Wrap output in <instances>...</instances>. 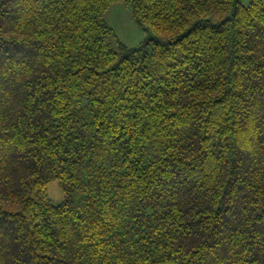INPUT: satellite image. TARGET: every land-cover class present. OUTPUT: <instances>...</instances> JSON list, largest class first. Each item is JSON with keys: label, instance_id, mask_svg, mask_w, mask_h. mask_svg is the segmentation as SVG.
Wrapping results in <instances>:
<instances>
[{"label": "trees", "instance_id": "1", "mask_svg": "<svg viewBox=\"0 0 264 264\" xmlns=\"http://www.w3.org/2000/svg\"><path fill=\"white\" fill-rule=\"evenodd\" d=\"M0 264H264V0H0Z\"/></svg>", "mask_w": 264, "mask_h": 264}, {"label": "rangeland", "instance_id": "2", "mask_svg": "<svg viewBox=\"0 0 264 264\" xmlns=\"http://www.w3.org/2000/svg\"><path fill=\"white\" fill-rule=\"evenodd\" d=\"M243 1L248 2L249 0ZM106 20L116 34L113 39L115 45L118 39L128 47H136L149 36L148 31L133 17L131 3L114 2L106 12ZM47 188L48 193L56 202L63 200L64 191L56 179L52 180Z\"/></svg>", "mask_w": 264, "mask_h": 264}]
</instances>
